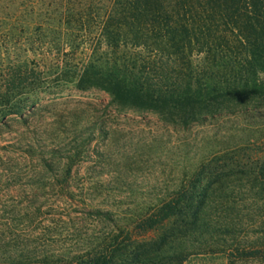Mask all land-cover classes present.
<instances>
[{
  "label": "trees",
  "instance_id": "obj_1",
  "mask_svg": "<svg viewBox=\"0 0 264 264\" xmlns=\"http://www.w3.org/2000/svg\"><path fill=\"white\" fill-rule=\"evenodd\" d=\"M70 87L185 127L246 115L264 103V0H0V125L22 116V94ZM237 149L210 156L140 220V234L173 228L136 262L182 264L227 248L245 230L237 189L255 209L256 235L239 258H264V160L253 166ZM117 241L81 264H124Z\"/></svg>",
  "mask_w": 264,
  "mask_h": 264
},
{
  "label": "rangeland",
  "instance_id": "obj_2",
  "mask_svg": "<svg viewBox=\"0 0 264 264\" xmlns=\"http://www.w3.org/2000/svg\"><path fill=\"white\" fill-rule=\"evenodd\" d=\"M21 96L22 116L0 125V264H81L116 237L124 264H140L135 258L173 224L146 234L136 225L200 164L234 147L253 166L264 160V103L215 126L185 127L166 112L120 108L96 90ZM235 194L245 230L228 237L226 250L182 264H264L239 258L237 249L256 239L255 209Z\"/></svg>",
  "mask_w": 264,
  "mask_h": 264
}]
</instances>
